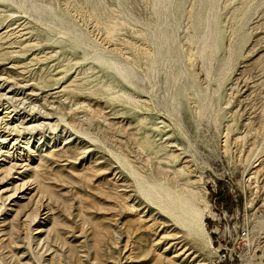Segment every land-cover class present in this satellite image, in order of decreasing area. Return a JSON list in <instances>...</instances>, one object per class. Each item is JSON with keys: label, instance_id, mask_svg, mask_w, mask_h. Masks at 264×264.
<instances>
[{"label": "rangeland", "instance_id": "rangeland-1", "mask_svg": "<svg viewBox=\"0 0 264 264\" xmlns=\"http://www.w3.org/2000/svg\"><path fill=\"white\" fill-rule=\"evenodd\" d=\"M212 1L0 0V104L38 116L0 160V264H264V0Z\"/></svg>", "mask_w": 264, "mask_h": 264}, {"label": "bare ground", "instance_id": "bare-ground-1", "mask_svg": "<svg viewBox=\"0 0 264 264\" xmlns=\"http://www.w3.org/2000/svg\"><path fill=\"white\" fill-rule=\"evenodd\" d=\"M212 2H214V0ZM212 4H211V6H212ZM39 11H41V10H39ZM210 20H212V18ZM107 32H109V31H107ZM208 33H209V30L207 31V37H206V41H205V45H204V49L205 50L206 49L208 50L210 45L213 43V42L212 43L210 42L209 37H208ZM112 45H114V44H112ZM212 47H214V46L212 45ZM212 47H210V48H212ZM209 50H211V49H209ZM207 52H209V51H207ZM203 53H204V51H203ZM160 57H161V55H160ZM135 68H137V67H135ZM1 88H2V90L4 89V95L5 96H8V95L10 96V95H12L14 93L11 88L5 89V87L3 88L2 86H1ZM4 103H5V101H4ZM7 104L6 105L0 104V160H4L5 158H11L13 161H15V163H17V162L18 163H23V162L31 159L33 156H32V152L30 150H27L28 146H26V145H29L30 143H29V141L22 140V134H24L25 131H33L35 129L36 125L33 124L32 122L38 120V118H37L38 116L36 117V116L32 115L30 118H27L25 116H21L20 113L16 109L11 108ZM20 118H22L21 123H26L25 126L20 128L18 125L14 126V124H13L14 127H12V129H10L7 126L8 123H10L12 121L14 122L15 120H18ZM57 140L58 139L56 138V141ZM20 149H22V150H20ZM34 159H36V158H34ZM33 183H34V181H33ZM143 183H145V182H143ZM155 187H154V185H152L150 183L147 184V189H148L147 190V192H148L147 195L148 196L152 197V194H151L152 192H150V188L152 190ZM33 192H34V187L29 183V181H24L21 184V187H19V190L15 191L13 197L17 198V200H21V199H25L28 195L30 196L31 194H33ZM155 193L157 195L156 198H155L157 205L159 207H161L167 213L171 214L173 216V218L179 224L187 227L189 230H192V231L198 230L200 232V231L203 230V221H202V217H201V212L196 208V206L194 205L192 200H190L189 198H187L185 196H182V195H180L178 193H175V192L171 191L170 189L169 190H165L164 194H163V192H161L160 189L155 190ZM148 196H146V197H148ZM45 205L46 204L42 203L41 206H39L41 213H40V217L36 220V226H37L36 227V234L37 235H41V234L45 233V231L47 229V226H48V224L50 222L51 214H50L49 210L47 209V207H45ZM174 256H176V255H174Z\"/></svg>", "mask_w": 264, "mask_h": 264}]
</instances>
